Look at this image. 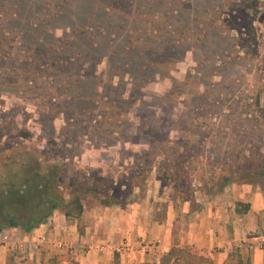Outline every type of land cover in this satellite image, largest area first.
<instances>
[{"label":"rangeland","instance_id":"1","mask_svg":"<svg viewBox=\"0 0 264 264\" xmlns=\"http://www.w3.org/2000/svg\"><path fill=\"white\" fill-rule=\"evenodd\" d=\"M25 163L159 217L264 191V0H0V183Z\"/></svg>","mask_w":264,"mask_h":264},{"label":"crops","instance_id":"2","mask_svg":"<svg viewBox=\"0 0 264 264\" xmlns=\"http://www.w3.org/2000/svg\"><path fill=\"white\" fill-rule=\"evenodd\" d=\"M226 196L230 203L221 199L218 204L194 208L186 203L181 211L168 204L160 217L159 206L144 199L106 206L97 199L88 205L82 196L81 233L78 220L67 219L61 211L29 232L8 228L23 240L21 244L14 237L4 241V229L0 232V264H141L174 245L210 256L215 264L224 262L232 250L243 261L264 264V246L255 241L259 238L255 231L264 229V191L232 184ZM237 201L248 202L249 209L237 212ZM175 223L181 224L175 228L178 231ZM124 245L130 249L119 248ZM18 248H23L22 256Z\"/></svg>","mask_w":264,"mask_h":264},{"label":"trees","instance_id":"3","mask_svg":"<svg viewBox=\"0 0 264 264\" xmlns=\"http://www.w3.org/2000/svg\"><path fill=\"white\" fill-rule=\"evenodd\" d=\"M25 163L16 170L10 171V179L0 183V232L7 228H20L29 232L44 223L55 211H61L67 219L78 220V231L82 232L81 216L83 212L82 196L96 190L95 186H78L74 180L68 185L75 186L64 192L65 183L60 179V171L56 166ZM40 166V165H39ZM263 166V167H262ZM259 176L264 179V163ZM229 180L225 175L223 184ZM68 186V187H69ZM98 199L106 206L119 203L118 195L113 192L115 202L107 196ZM248 202L237 201L236 211L245 213L249 209ZM141 264H214L206 256L196 254L183 246L174 245L164 252L158 261H147ZM221 264H246L236 250L228 253Z\"/></svg>","mask_w":264,"mask_h":264},{"label":"built area","instance_id":"4","mask_svg":"<svg viewBox=\"0 0 264 264\" xmlns=\"http://www.w3.org/2000/svg\"><path fill=\"white\" fill-rule=\"evenodd\" d=\"M3 240L4 241H7V242H9L10 241V237L7 235V234H5V232L3 233ZM264 243V242H263ZM260 246H264V245H260ZM20 247H22V245H20ZM59 247H61V246H59ZM120 249H124V250H126V251H128L129 249H130V247L128 246V245H124L123 247L121 246V247H119Z\"/></svg>","mask_w":264,"mask_h":264}]
</instances>
